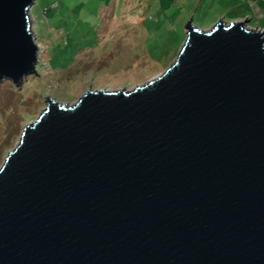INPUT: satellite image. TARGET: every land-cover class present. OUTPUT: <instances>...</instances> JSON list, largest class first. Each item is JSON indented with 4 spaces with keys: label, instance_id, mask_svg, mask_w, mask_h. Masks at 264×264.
Returning <instances> with one entry per match:
<instances>
[{
    "label": "water",
    "instance_id": "obj_1",
    "mask_svg": "<svg viewBox=\"0 0 264 264\" xmlns=\"http://www.w3.org/2000/svg\"><path fill=\"white\" fill-rule=\"evenodd\" d=\"M35 0H0V83L36 75ZM132 91L46 98L0 166V264H264V30L185 24Z\"/></svg>",
    "mask_w": 264,
    "mask_h": 264
},
{
    "label": "rangeland",
    "instance_id": "obj_2",
    "mask_svg": "<svg viewBox=\"0 0 264 264\" xmlns=\"http://www.w3.org/2000/svg\"><path fill=\"white\" fill-rule=\"evenodd\" d=\"M190 18L203 31L245 20L264 30V0H35L29 21L38 74L19 88L0 83V166L46 98L73 106L89 88L132 91L162 75Z\"/></svg>",
    "mask_w": 264,
    "mask_h": 264
},
{
    "label": "trees",
    "instance_id": "obj_3",
    "mask_svg": "<svg viewBox=\"0 0 264 264\" xmlns=\"http://www.w3.org/2000/svg\"><path fill=\"white\" fill-rule=\"evenodd\" d=\"M40 66V65H39ZM36 71H37V74H38V70H37V67H36Z\"/></svg>",
    "mask_w": 264,
    "mask_h": 264
}]
</instances>
